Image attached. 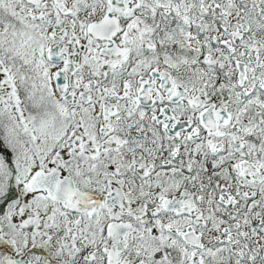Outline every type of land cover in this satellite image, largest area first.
<instances>
[{
    "label": "snow or ice",
    "instance_id": "1",
    "mask_svg": "<svg viewBox=\"0 0 264 264\" xmlns=\"http://www.w3.org/2000/svg\"><path fill=\"white\" fill-rule=\"evenodd\" d=\"M0 264H264V0H0Z\"/></svg>",
    "mask_w": 264,
    "mask_h": 264
}]
</instances>
